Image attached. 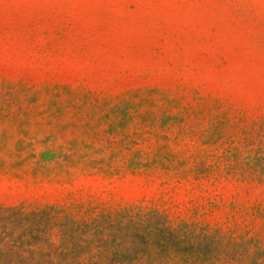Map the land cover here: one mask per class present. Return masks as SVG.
I'll return each mask as SVG.
<instances>
[{
  "label": "rangeland",
  "instance_id": "rangeland-1",
  "mask_svg": "<svg viewBox=\"0 0 264 264\" xmlns=\"http://www.w3.org/2000/svg\"><path fill=\"white\" fill-rule=\"evenodd\" d=\"M0 242L264 264V0H0Z\"/></svg>",
  "mask_w": 264,
  "mask_h": 264
},
{
  "label": "trees",
  "instance_id": "trees-1",
  "mask_svg": "<svg viewBox=\"0 0 264 264\" xmlns=\"http://www.w3.org/2000/svg\"><path fill=\"white\" fill-rule=\"evenodd\" d=\"M24 252V248H2L0 246V264H38L33 255L26 257L23 255Z\"/></svg>",
  "mask_w": 264,
  "mask_h": 264
}]
</instances>
